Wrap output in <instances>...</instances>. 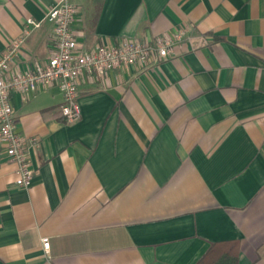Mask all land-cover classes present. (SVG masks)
<instances>
[{
    "label": "crops",
    "instance_id": "0c3cea01",
    "mask_svg": "<svg viewBox=\"0 0 264 264\" xmlns=\"http://www.w3.org/2000/svg\"><path fill=\"white\" fill-rule=\"evenodd\" d=\"M59 1L0 0V54L32 19L15 63L45 62ZM70 2L83 51L181 35L166 59L80 78L73 124L57 87L12 94L34 177L17 187L0 143V264H196L229 241L264 264V0Z\"/></svg>",
    "mask_w": 264,
    "mask_h": 264
},
{
    "label": "built area",
    "instance_id": "2783aa9c",
    "mask_svg": "<svg viewBox=\"0 0 264 264\" xmlns=\"http://www.w3.org/2000/svg\"><path fill=\"white\" fill-rule=\"evenodd\" d=\"M77 7L70 0H60L44 16L52 26V49L45 62H33L21 69L15 59L24 45L25 38L40 28L41 22L26 21L23 35L12 41L0 54V143L10 162L15 165V185L28 188L33 180L26 143L17 131L14 110L11 106L12 94L21 98L36 96L41 89L57 87L63 102L60 113L64 121L73 124L80 120L81 109L78 102L77 82L84 76L104 77L116 69L128 70L145 67L156 59H166L174 51V37L163 36L154 40L120 38L116 43H103L92 51L78 48L73 23ZM35 140L30 144L34 145ZM42 248L49 250L48 239H42Z\"/></svg>",
    "mask_w": 264,
    "mask_h": 264
},
{
    "label": "trees",
    "instance_id": "16d2710c",
    "mask_svg": "<svg viewBox=\"0 0 264 264\" xmlns=\"http://www.w3.org/2000/svg\"><path fill=\"white\" fill-rule=\"evenodd\" d=\"M61 120H63L61 118ZM239 245L237 242L214 243L205 256L196 264H238Z\"/></svg>",
    "mask_w": 264,
    "mask_h": 264
}]
</instances>
